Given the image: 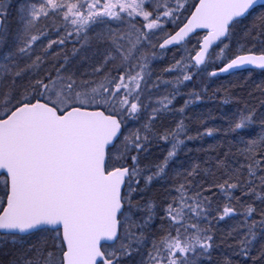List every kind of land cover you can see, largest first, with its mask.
Instances as JSON below:
<instances>
[{"label":"snow or ice","instance_id":"obj_1","mask_svg":"<svg viewBox=\"0 0 264 264\" xmlns=\"http://www.w3.org/2000/svg\"><path fill=\"white\" fill-rule=\"evenodd\" d=\"M255 70L264 0H0V264H264Z\"/></svg>","mask_w":264,"mask_h":264},{"label":"trees","instance_id":"obj_2","mask_svg":"<svg viewBox=\"0 0 264 264\" xmlns=\"http://www.w3.org/2000/svg\"><path fill=\"white\" fill-rule=\"evenodd\" d=\"M172 53V52H169ZM166 63V61H165ZM164 64V63H163ZM249 73L245 72L238 78H233L231 76H224L223 79H217L215 83H209V95L211 94V91L216 88H225L231 90V93L234 97V99L241 101L239 105L236 104H228V105H222L220 101L223 99L222 94H220L218 97L214 98L211 101H205L201 102L198 105H195L194 108L197 112H208L211 111L214 116H220L222 112H231L233 111L237 106L243 107V105L246 103L250 107L254 106L259 108L261 100H264V95H262L257 90V85L264 81V75L260 74V70H255L251 74V79H248ZM245 81H247L245 83ZM192 86L190 85L188 89L191 90ZM196 90L199 91V87H196ZM251 93V95H249ZM183 99L181 98L177 102V106L183 103ZM191 115V113H189ZM215 123L218 125L220 123L219 120L215 121ZM224 141V137L218 136L215 139L214 138H205L203 141H194L190 142L188 144V148L192 149L193 151L188 153V155L181 154L180 160L186 161V162H192L193 159L198 161H203V159L206 158V154L203 151L197 152L196 149L201 148H208L209 146H214L217 143H222ZM162 155V154H161ZM159 186H157L158 188ZM155 192L156 189H153Z\"/></svg>","mask_w":264,"mask_h":264},{"label":"rangeland","instance_id":"obj_3","mask_svg":"<svg viewBox=\"0 0 264 264\" xmlns=\"http://www.w3.org/2000/svg\"><path fill=\"white\" fill-rule=\"evenodd\" d=\"M179 56V53H177V57ZM171 58H172V53H168V56H167V58H166V63H165V61H163V62H161V64L159 65V67H163V66H166L167 65V63L171 60ZM164 63V64H163ZM166 78H168V77H166Z\"/></svg>","mask_w":264,"mask_h":264},{"label":"water","instance_id":"obj_4","mask_svg":"<svg viewBox=\"0 0 264 264\" xmlns=\"http://www.w3.org/2000/svg\"><path fill=\"white\" fill-rule=\"evenodd\" d=\"M225 75H227V74H225Z\"/></svg>","mask_w":264,"mask_h":264},{"label":"bare ground","instance_id":"obj_5","mask_svg":"<svg viewBox=\"0 0 264 264\" xmlns=\"http://www.w3.org/2000/svg\"><path fill=\"white\" fill-rule=\"evenodd\" d=\"M198 161V160H197Z\"/></svg>","mask_w":264,"mask_h":264}]
</instances>
